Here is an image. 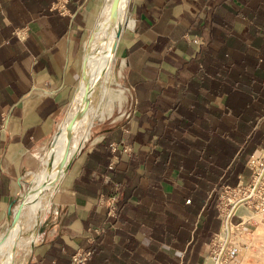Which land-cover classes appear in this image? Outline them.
I'll use <instances>...</instances> for the list:
<instances>
[{
	"label": "crops",
	"instance_id": "obj_1",
	"mask_svg": "<svg viewBox=\"0 0 264 264\" xmlns=\"http://www.w3.org/2000/svg\"><path fill=\"white\" fill-rule=\"evenodd\" d=\"M260 3L129 0V19L116 54L126 90L134 96L131 110L126 117L99 123L90 138L82 140L58 186L53 210L41 220L20 264H67L74 250L85 249L86 228L105 221L107 208L98 205L100 195L114 196L120 209L110 232L112 247L149 240L147 222L129 227L132 209L150 212L155 204L165 206L169 194L183 184L175 168L153 165L160 150L154 124L175 117L190 123L176 107L197 111L192 117L196 126L215 123L210 108H224L225 92L244 89L249 81V53L256 58L262 54ZM92 6L91 0H0V236L24 176L58 131L73 100ZM259 76L264 78V70ZM217 88L224 91L214 96ZM260 150L264 148L254 153ZM236 215L237 225H244L246 221ZM191 239L192 234L188 242ZM88 264L111 263L99 262L98 250ZM112 264L134 262L118 255Z\"/></svg>",
	"mask_w": 264,
	"mask_h": 264
},
{
	"label": "trees",
	"instance_id": "obj_2",
	"mask_svg": "<svg viewBox=\"0 0 264 264\" xmlns=\"http://www.w3.org/2000/svg\"><path fill=\"white\" fill-rule=\"evenodd\" d=\"M260 4L257 20L264 23V0ZM258 46L262 49L259 57L249 53V81L244 89L236 93L225 92L224 108H210L216 116L214 124L196 126L192 117L197 111L181 107L174 110L190 123L175 117L166 124H154L152 132L158 135L155 144L160 150L154 155L153 165L175 168L183 184L169 194L165 206L155 204L150 212L137 207L132 209L133 219L128 221L129 227L136 229L139 222H147L151 227L149 240L134 239L129 246H111L110 232L119 220L118 206L116 216L105 213L103 223L89 225H104L105 232L95 235L92 243L86 241L84 248L92 250V257L85 264L93 260L98 250L99 262L106 259L111 264L118 255L120 259L129 256L134 264L202 263L208 243L220 227L219 192L224 185L234 187L242 179L248 183L250 169L246 163L256 149L264 148V78L259 76L264 70V44ZM223 91L217 88L214 96ZM185 132L196 137L191 139ZM135 163L138 165L139 162ZM191 234L192 239L188 242ZM187 242L180 257L179 252ZM75 251L69 255L67 264ZM51 255L56 256V252Z\"/></svg>",
	"mask_w": 264,
	"mask_h": 264
},
{
	"label": "rangeland",
	"instance_id": "obj_3",
	"mask_svg": "<svg viewBox=\"0 0 264 264\" xmlns=\"http://www.w3.org/2000/svg\"><path fill=\"white\" fill-rule=\"evenodd\" d=\"M91 1L93 2V6H92L93 17H92L91 23L88 28V34L92 33L94 36V34H97L101 32L102 29H104L109 19L106 17L99 18L98 24L94 26L93 22H94V18L98 10V3L100 6L104 0H91ZM127 14H128V4H127ZM126 18L127 19H126L125 24L127 23V20L129 19V14L126 15ZM116 32H117L116 26L112 25L108 35L106 36L105 39H102V42L112 39L115 36ZM88 37L85 39V41H87ZM85 41H84V47H85ZM92 42L93 41H91V44ZM108 53L109 51L106 49H103V46L92 47L87 53L88 55H90V58H92V56L94 57V59L92 60L91 67L89 66V70L87 74V81L91 83L92 85L91 91L93 89V94H94L92 98V104L89 103L88 105L92 107L94 104L102 103V107H103L102 109L104 111H103L102 117L97 115L91 119L92 122H90V126L88 127L86 139L90 138L91 133L94 132L95 127L99 123H104L108 121L112 122L119 116L126 117L129 109L131 110L132 102L134 101V96L130 95V93L126 90V86L124 85L123 78L121 76V73L119 72V69H120L119 59L117 58V54L115 53V57H113V61L109 68L111 70L112 78H111V81L107 80L106 84L109 85L110 87L117 88V89L119 88L120 90H122L125 96L124 97L125 99L123 98L121 102L116 101L111 113L108 114L107 112H105L107 97L102 96L100 90L97 88V84L102 80V77L99 74V69L97 68V64L98 62L104 63ZM81 75H82V71H81ZM80 81H81V78H80ZM80 81H79L78 86L80 85ZM76 91H75V94H76ZM91 93L92 92H90V94ZM90 98H91V95L89 96V100H91ZM67 110H68V107L65 110L64 119L66 117ZM67 122H68V118L66 121H64L65 126ZM56 134L54 136L53 142L51 138L45 142V144L43 145V148L41 149L40 153L36 157L34 166L28 169L27 175L24 176L23 184H21V192L16 202L20 201L26 194L30 193V195L27 198V204L22 208L19 220L15 223L13 230L9 233V236L7 238L8 243L5 240L0 245V264H20L19 263L20 259H18L19 255L23 252V249L25 251L27 250V252L31 249V246L35 238V235L37 233V230L40 227L39 224H41V220L46 219V217L49 215L47 214V209L49 207L44 205L46 202V198L44 197L41 198V195L43 194L44 190L45 192L50 191L49 183L52 182L54 178L55 179L57 178V176L60 174L61 168H64V167H62L61 165L62 160H60L59 163L58 162L56 163L54 161L55 159L53 158L51 159V161L49 160V162L47 163L40 158H42L43 155L47 154L50 150L52 151L54 155H60L61 157H63L65 155V152L68 151L67 152V155H68L70 148L74 147L75 139L78 136H80L81 131H76V130L74 131L73 129V131H71L70 133H65V135L63 134L64 136H66V138L58 142H56L55 140ZM86 139H84V141ZM83 142H81L80 146L83 144ZM67 145H69V147H67ZM252 156L254 159V163H251L252 168L253 169L257 167L260 168L261 167L260 161H264V150H260L254 153ZM246 164H247V167L250 169L249 182L245 183V180L242 179L241 182H239L234 187H229V186L224 185L221 191L219 192V196H218L219 200L217 203V209H218V213H219L221 221H220V227H219L218 233L220 232L221 223L223 219V216L220 214V210L218 208V205L221 202V195L223 193H227V194H230L231 197L234 198V196L240 195V193L246 189L245 187L252 186L253 181H252L251 174H252L253 169L248 166V161ZM47 186H48V189H47ZM59 189L60 188L58 187L54 195L47 197L48 201L51 202L50 209L53 207L52 204L55 203L56 195ZM30 199H33V201L36 200L34 204L30 203L31 202ZM254 201L255 200H253V203ZM250 205H252V203L246 204V206L244 205L246 208L245 210L249 215V219L246 220L244 225L242 223L237 225L238 223L236 219L237 213L233 214V216L231 217V223L234 225L233 227L235 231H238L240 229V230H244V232L256 233V235L253 236V238H250V241H243V240L235 241L234 240L235 236H232L233 240H231L232 242L229 248L230 261L227 264H264V214L254 211L250 207ZM257 220H260L259 225H257L258 224V222H256ZM11 222L9 221L6 227H9ZM217 234L208 243L209 248H208L207 253L203 257L202 263L207 256H215V254L217 255L216 253L217 246H215V249L212 250L213 246L217 244V242L215 241ZM28 239H30V241L28 243H25L26 241H28ZM5 247L7 251L4 253L1 252V249L4 250ZM211 253L212 255H210ZM217 256H219V253Z\"/></svg>",
	"mask_w": 264,
	"mask_h": 264
},
{
	"label": "bare ground",
	"instance_id": "obj_4",
	"mask_svg": "<svg viewBox=\"0 0 264 264\" xmlns=\"http://www.w3.org/2000/svg\"><path fill=\"white\" fill-rule=\"evenodd\" d=\"M128 2H129V0H104L100 6L98 3V10H97L96 16L94 18L93 25L96 26L98 24L99 18L106 17L109 20H108L107 24L105 25L104 29H102V31L100 30L101 32L94 34L92 44L88 48H85L86 60H85V62L82 61V72H83L82 73V79H83V82H82L81 87L78 89V91H76V94H75L73 100L71 101V103L68 106L66 117L62 121V123H60V127L58 129L57 134H56L55 140H56V142H58L64 138H66V136H64L65 133H70L71 131H73V129H74V131L75 130L81 131V134H80V136H78L75 139L74 147L70 148L68 155H67L68 151L65 152V155L63 157H61L60 155H54L52 153V151L50 150L47 154L43 155V157L41 156L42 158H40L47 163L49 162V160L51 161V159H53V158L55 159L54 161L56 163L57 162L59 163V161L62 160L61 165H62V167H64V168H61L60 174L57 176V178L56 179L54 178L52 180V182L49 183L50 184V187H49L50 191L45 192V190H44L43 194L41 195V198L42 197L46 198V202L44 205H46L49 208H50L51 202L48 201L47 197L54 195V193L57 191L58 186L60 184V182H59L60 177L64 173V171H65L70 159L72 158L74 152L78 149L82 140L86 137L88 127L90 126V122H92L91 119L97 115L102 117L103 111H104L102 109L103 108L102 103H97V104H94L93 106L91 105L92 107H90L88 105L89 103L92 104V98L94 96L93 89L91 91L92 85L89 81H87V74H88L89 66L91 67L92 60L94 59V57L92 56V58H90V55H88L87 53L89 52V50L92 47H101V46H103V49L110 51L111 45L115 39L116 34L110 40L102 42V39L106 38V36L108 35L112 25L116 26V28L118 30V28L121 24H123V25L125 24L126 19H127L126 15H128L127 14ZM86 43H87V41H85V45H86ZM114 57H115V55H114ZM102 65H103V63L98 62L97 68L100 69ZM100 76L102 77V80L97 84V88L100 90L102 96L107 97L106 111L105 112H107L109 114V113H111L115 102L116 101L121 102V100L125 96H124L122 90H120L119 88L118 89L113 88V87H110L109 85L106 84V81L107 80L111 81V78H112V74H111L110 69L107 70L106 72L100 74ZM90 92H92V93L90 94ZM90 95H91V98H90L91 100H89ZM81 101H83V102H81ZM67 118H68V122L66 123V126H65L64 121H66ZM54 136L51 139L52 142L54 140ZM67 147H69V145H67ZM257 168H254L255 173L253 175L252 181H253V183H258V185H259L262 182H264V161L261 162V167L258 169ZM245 188L246 189L243 190L240 193V195L234 196V198L231 197V195L227 194V193H223L221 195V202L218 205V208L220 210V214L223 216V219H222V223H221L220 232L217 234L216 240H215L217 242V244L214 245L212 248V250H213V249H215V246H217V248H216L217 255H218V253L220 254V252H221V249L223 247V244H224L226 237H227V234H228V230L230 232L229 240H233L232 236H235L234 237L235 241H240V240L250 241V238H253V236L256 235V233L244 232V230H240V229L238 231H235L233 224L231 223V220H230V223L227 225V217L230 214L233 207H234V213L233 214H236V213L240 214L242 216L243 221H246L249 219V215L245 210L246 209L245 206L247 203L250 202L252 197L255 195L256 191L254 192L253 195H251L252 186H247ZM47 189H48V186H47ZM244 199H246L245 202H243ZM30 201H31L30 203L34 204V202L36 200L33 201V199H30ZM26 204H27V202L23 205V207ZM43 215H44V213H43ZM252 216H254V215H252ZM256 222H258L257 225L260 224V220H257ZM8 236H9V234H8ZM8 236H7V238H8ZM7 238H6V241H7ZM28 242H29V240L26 241L25 243H28ZM7 243H8V241H7ZM6 251H7L6 247L4 248V250L1 249V252H3V253ZM26 253H27V250L25 251L23 249V252L21 254L19 253L20 255L18 254L19 255L18 259H20L19 263H22ZM212 253H213V251H212ZM212 253L210 255H212ZM217 255L215 254V256H207L204 259L202 264H216V260L218 257ZM219 264H225V262L220 261Z\"/></svg>",
	"mask_w": 264,
	"mask_h": 264
},
{
	"label": "built area",
	"instance_id": "obj_5",
	"mask_svg": "<svg viewBox=\"0 0 264 264\" xmlns=\"http://www.w3.org/2000/svg\"><path fill=\"white\" fill-rule=\"evenodd\" d=\"M128 148H125V150ZM262 161H260L261 163ZM251 163H254V159L253 156H250L249 160H248V166L250 168H252ZM253 169V168H252ZM255 171L253 169L252 171V180H253V175H254ZM255 183H252V188L254 186ZM256 193L255 195L252 197V199L250 200L249 203L247 204H251L250 207L256 211V212H260L261 214H264V182H262L261 184H259L256 188ZM115 197L111 196L106 198L104 195H100L98 198V205L99 206H103L106 209V214L107 216H111L114 217L116 216L117 213V207L115 206ZM253 200L254 203H253ZM245 202V201H244ZM53 210V207L50 209H47V212L51 214ZM249 222V221H248ZM234 226V225H233ZM236 227V225H235ZM87 233L89 234V236L87 237V241L89 243H92L94 241V237L95 235L101 234L105 232V226L104 225H98V226H88L86 228ZM231 240H229L220 261H224L226 264L230 261L229 256H230V245H231ZM92 257V250L89 248H85V249H77L70 258V261L68 264H85L88 260H90Z\"/></svg>",
	"mask_w": 264,
	"mask_h": 264
},
{
	"label": "water",
	"instance_id": "obj_6",
	"mask_svg": "<svg viewBox=\"0 0 264 264\" xmlns=\"http://www.w3.org/2000/svg\"><path fill=\"white\" fill-rule=\"evenodd\" d=\"M123 26H124V25L121 24V25L119 26L118 30H117V33H116L115 39H114V41H113V43H112V45H111L110 51H109V53H108V55H107V57H106V59H105L103 65H102L101 68L99 69V73H100V74L106 72V71L109 70V68H110V65H111V63H112V61H113V57H114V55H115V53H116V48H117L118 40H119V37H120V34H121V31H122ZM92 39H93V34L90 33V34H89V37H88V39H87V43H86V45H85V47H84V52H83V61H84V62H85V60H86L85 48H88V47L91 45V41H92ZM82 73H83V72H82ZM82 82H83V79H82V75H81V81H80V85H79L78 88H77V91H78V89L81 87ZM82 100H83V99H82ZM81 102H83V101H81ZM79 147H80V145H79ZM78 149H79V148H78ZM75 155H76V153H75L74 156L71 158V160H70V162H69V164H68V167H69L70 164L72 163V161H73ZM68 167L66 168L65 172L61 175L59 182H61V180L63 179V177H64V175H65V173H66ZM257 186H258V183H255L254 186H253V188H252L251 195L254 194V192H255ZM29 195H30V193L26 194V195H25L20 201L16 202V203L14 204L13 207H10V208H9V214H10V216H11L10 222H11V221H12V222H11V224H10L9 227H6V229L4 230V232L2 233V235L0 236V245L6 240L8 234L13 230V228H14V226H15V223L19 220V217H20V214H21V211H22L23 205L27 202V198L29 197ZM245 200H246V199H244L243 202H244ZM233 213H234V207H233V209L231 210L230 214H229L228 217H227V225L230 223V220H231V217L233 216ZM229 237H230V232H229V230H228V234H227L226 240H225V242H224V244H223V247H222V249H221V252H220L219 256L217 257L216 264H219V262H220L221 256H222V254H223V252H224V250H225V248H226V246H227V244H228V242H229Z\"/></svg>",
	"mask_w": 264,
	"mask_h": 264
}]
</instances>
